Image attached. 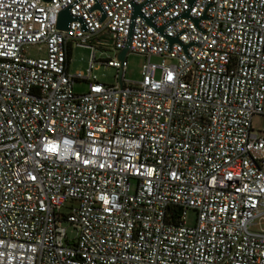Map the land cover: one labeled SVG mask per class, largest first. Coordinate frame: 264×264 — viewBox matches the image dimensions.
<instances>
[{
  "label": "built area",
  "instance_id": "2783aa9c",
  "mask_svg": "<svg viewBox=\"0 0 264 264\" xmlns=\"http://www.w3.org/2000/svg\"><path fill=\"white\" fill-rule=\"evenodd\" d=\"M110 47L147 57L138 82ZM255 115L264 0H0V264H264Z\"/></svg>",
  "mask_w": 264,
  "mask_h": 264
},
{
  "label": "rangeland",
  "instance_id": "374dc122",
  "mask_svg": "<svg viewBox=\"0 0 264 264\" xmlns=\"http://www.w3.org/2000/svg\"><path fill=\"white\" fill-rule=\"evenodd\" d=\"M89 42L88 44H91ZM25 53L29 56H37V51L34 46H29L24 49ZM119 51L108 48L105 53L101 54L100 48L95 49V53L97 57H116ZM91 49L73 46L70 50L69 56V65L68 70L70 73H74L76 71L85 72V69L88 66V61L90 59ZM126 67L123 73V80L131 82H138L141 79V70L142 66L147 62V57L134 53L127 52L125 54ZM149 61L151 63L160 64L162 62H167L165 59L158 56H151ZM171 62V61H169ZM173 62V61H172ZM92 74H94L99 82L104 84H114L115 83V74L116 70L111 67H104L103 65L99 66L97 69L93 70ZM87 88V83L83 80L75 81L73 85V90L76 93H84ZM251 127L252 132L261 135L264 137V115L258 116L255 115L251 119ZM74 204V203H72ZM70 205V202L66 204V207ZM66 210V209H63ZM196 219V213L194 210H187L186 212V220L185 223L187 226H193ZM67 233L69 236H75L76 229L71 225H65Z\"/></svg>",
  "mask_w": 264,
  "mask_h": 264
},
{
  "label": "water",
  "instance_id": "95a60500",
  "mask_svg": "<svg viewBox=\"0 0 264 264\" xmlns=\"http://www.w3.org/2000/svg\"><path fill=\"white\" fill-rule=\"evenodd\" d=\"M43 2H49L50 0H42ZM93 8H99L98 4H95ZM137 14H139V6H135L134 7V11H133V17L136 16ZM105 18V15L103 14L101 17V20H103ZM75 19V17H73L70 12H69V8H65L62 9L57 16V28L60 30H66L68 29V24L69 22L73 21ZM170 42H173L176 40V38H170L169 39ZM130 40H128L127 45L129 44ZM109 44L112 43V41L110 40L108 42ZM127 47H125L124 49L120 50L117 54V58L120 60H123L125 57V54L127 53ZM119 84L121 85V80L119 79Z\"/></svg>",
  "mask_w": 264,
  "mask_h": 264
}]
</instances>
